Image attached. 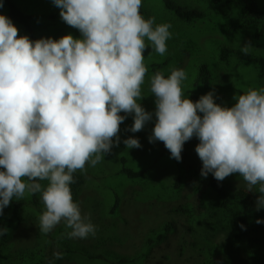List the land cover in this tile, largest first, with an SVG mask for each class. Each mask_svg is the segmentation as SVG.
Wrapping results in <instances>:
<instances>
[{"label":"clouds","instance_id":"obj_1","mask_svg":"<svg viewBox=\"0 0 264 264\" xmlns=\"http://www.w3.org/2000/svg\"><path fill=\"white\" fill-rule=\"evenodd\" d=\"M52 3L80 37L69 32L32 40L0 13V215L13 198L39 194L42 234L63 222L60 239L95 236L91 214L73 199L71 185L75 173H86V165L95 167L119 146L128 115L134 123L126 130L132 133L155 117L149 142H162L178 162L185 143L196 137L201 176L211 173L222 182L238 174L247 192L260 194L256 210L264 209V87L234 95L231 106L216 102L215 88L193 101L185 93L183 68L168 76L157 71L149 82L155 111H148L140 103L148 72L145 52L151 47L166 53L171 25L146 18L143 0ZM251 47L248 41L240 51L248 55ZM123 143L126 149L142 147L137 137ZM8 232L0 226V236ZM62 258L54 251L49 264Z\"/></svg>","mask_w":264,"mask_h":264},{"label":"trees","instance_id":"obj_2","mask_svg":"<svg viewBox=\"0 0 264 264\" xmlns=\"http://www.w3.org/2000/svg\"><path fill=\"white\" fill-rule=\"evenodd\" d=\"M191 1H196L197 4L187 3ZM0 2L3 3L0 13L12 19L19 29V35L27 34L32 40L41 37L58 39L71 32L74 36L80 37L77 29L69 27L61 20L60 9L54 6L52 0H0ZM218 11L223 18L235 22L240 32H255L253 41L264 39V4L259 0H143L141 8L146 18L155 16L157 24H160L163 15H166L169 22L174 20L177 24L210 31L213 30L212 23H218L212 22L218 18L216 15L212 16L213 13ZM206 47L208 49L194 56L185 69L188 76L184 82L185 92L193 101L213 88L216 89L217 95L224 90L228 93L234 92L235 95L243 94L246 85L241 71L246 69L248 64L256 65L255 78L258 82L254 80L251 83V80L247 79V86L262 87L260 82L264 79L263 55H255L251 51L244 55L240 51L242 45L233 39L226 42L212 40L207 42ZM167 61L165 55L158 56L151 47L146 50L145 64L148 72L145 77V95H150L148 84L155 72L164 69L168 73ZM222 73L227 76L222 77ZM228 97V100L220 99L217 103L231 106L235 101L233 96ZM141 101L146 110L155 111V103L148 106L145 101ZM132 118V115H128L121 124L120 137L123 132L129 133L126 129L133 124ZM154 124L155 117L142 131L136 132L141 135V142H148ZM123 140L121 138L119 146H114L112 151L106 154L105 160L96 165L97 171L103 172V176L108 178L107 186H98L97 191L104 195L107 201L106 210L110 218L115 220V217L120 215V195L124 187L137 186L138 199L174 202L180 199L188 178L192 177L196 182L194 190L199 194L201 209L186 208L183 204L178 206L177 211L187 212L188 228L193 231L194 236L197 233L196 225L210 231L207 235L196 237L197 240L192 242V248L202 258L197 264H264V222L256 223L257 219L264 221V209L256 210L255 200L260 195L258 192L252 194L245 188L234 185V182L243 179L242 177L232 174L218 182L210 173L207 178H203L200 174L202 166L188 169L180 161L170 158V153L161 159L163 164L170 166V174L157 177L161 163V160H157L160 158L147 156L140 159L132 149H126ZM155 143L165 148L162 142ZM74 177L76 182L71 185L73 199L80 202L79 196L89 184L86 182L85 173L77 172ZM42 183L46 185L47 181ZM87 201L91 200L87 198ZM29 204L39 207L40 195L26 193L23 200H12L4 209L3 215H0V226L9 229L7 235L0 236V264H29L30 255L27 248L13 252L9 246L17 227L23 223L20 213ZM241 224L244 225L243 228ZM175 230L173 222H165L162 226L149 230L144 237L143 246L134 254L115 251L107 243L106 236L97 238L93 246L87 247L80 243L72 247L71 251L81 253L85 259L95 260L100 264L108 262L145 264L153 246L165 241L168 232ZM57 231L51 234V239L60 238L61 233L66 231L64 223ZM220 232H224L225 240L218 242L212 239L213 235Z\"/></svg>","mask_w":264,"mask_h":264},{"label":"rangeland","instance_id":"obj_3","mask_svg":"<svg viewBox=\"0 0 264 264\" xmlns=\"http://www.w3.org/2000/svg\"><path fill=\"white\" fill-rule=\"evenodd\" d=\"M190 1V0H186ZM261 4H264V0H259ZM192 5L197 4L196 1L187 2ZM216 15L218 18L212 22L213 30L197 29L187 27L183 24H177L174 20L168 21V18L163 15V20L160 23H169L171 25L169 31L172 33L171 38L167 41V51L164 54L168 61L166 66L168 67V73L162 69L161 72L165 76L170 75L171 70L174 68L186 69L189 61L196 55L202 54L209 41L226 42L234 40L240 44L251 41L252 47L250 51L255 55L264 56V39L259 41H253V35L255 32L247 31L240 32L235 22H230L231 19L223 18L220 11L214 12L212 16ZM158 56H161L158 54ZM186 71V70H185ZM187 73V72H186ZM256 65L248 64L246 69L241 71L243 78L245 79V91L249 88L247 86V79L251 80V83L256 80ZM227 74L222 73V77H226ZM221 77V79H223ZM220 79V80H221ZM150 82V81H149ZM264 87V79L260 82ZM185 86V83H184ZM145 83L141 87V94L145 96L142 100L148 106H153L155 103V96L153 94L145 95ZM150 90V83L148 84ZM253 87V86H252ZM257 88V87H255ZM186 93V92H185ZM190 94V93H189ZM229 96H234L235 93H228L226 90L220 91L217 95V100H228ZM142 102V101H141ZM227 102V101H226ZM123 114V113H121ZM133 119V118H132ZM131 119V120H132ZM131 123H134L132 121ZM121 129V127H120ZM121 135L122 139L128 137H137L141 142V135L137 133H125ZM141 142V148H133V152L144 159L147 156H154L160 158V161L170 153L166 148H163L156 143ZM199 143L196 137L187 141L182 151V161H180L186 168L201 167L202 161L198 157L195 148ZM105 158L103 159V161ZM87 171L85 173L86 182L89 184L87 189H83L79 196L80 205L84 214H91V220L96 225L95 236L89 235L86 239H51L50 236L53 233L58 232L61 222L50 234H42L39 231V216L45 210L41 201L39 207L29 204L27 208L20 213L23 220L11 240L10 250L15 251L17 249L27 248V252L30 255L29 264H49L50 260H53V252L60 251L62 253V259L54 260L53 264H100L98 261L85 259L82 254L76 251L72 252V247L79 244H84L87 247L93 246L97 238L107 237V243L109 246L119 253L134 254L137 252L144 243V237L149 230L162 226L165 222H173L176 226V230L168 232L166 239L163 242L153 246L148 258L145 260V264H197L202 260L196 251L192 248V242L196 241V237L201 235H207L210 231L205 227H199L196 225V235L193 231L189 230L188 226V214L185 211L178 212L177 208L180 205L185 204L186 208L196 207L201 209L199 205V194L195 193L194 187L196 182L192 177L188 178V183L182 191V196L177 201H158V200H143L138 199L136 192L137 186L128 185L122 189L120 195V215L115 217V220L110 218L107 214L104 195L97 191L99 187L107 186V177L103 176V172H98L97 167H91L86 165ZM159 173L157 177H165L170 174V166L160 163ZM112 184L116 186L113 182ZM234 185L246 189V183L243 179L236 180ZM99 186V187H98ZM98 187V188H97ZM117 187V186H116ZM247 190V189H246ZM255 194V192H251ZM255 196V195H254ZM87 198L91 201L88 202ZM15 200V198H13ZM86 200V201H85ZM12 208V206H11ZM212 239L221 242L226 237L224 232L213 235ZM38 258H32V257ZM242 256V255H241ZM105 264V263H103ZM107 264H114L108 262Z\"/></svg>","mask_w":264,"mask_h":264}]
</instances>
